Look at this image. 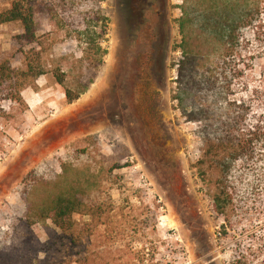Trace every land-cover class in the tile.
<instances>
[{
	"label": "rangeland",
	"instance_id": "rangeland-1",
	"mask_svg": "<svg viewBox=\"0 0 264 264\" xmlns=\"http://www.w3.org/2000/svg\"><path fill=\"white\" fill-rule=\"evenodd\" d=\"M239 3L259 7L264 21V0H38L48 73L22 92L24 103L0 101V264H38L45 255L35 251L48 242L57 244L54 261L76 264H234L257 250L263 260L264 164L228 161L207 182L209 164H199L206 123L243 96L234 97V63L228 83L214 87L203 82L205 62L178 72L181 21L189 49L216 62L222 28L234 39ZM21 33L19 25L0 27V64L25 67L14 41ZM240 35L251 40L252 31ZM91 39L107 52L98 67L85 60ZM59 70L74 94L86 90L71 105ZM87 137L94 139L80 143ZM56 182L81 186L95 206L73 216L77 245L35 216ZM219 186L232 201L224 215L213 211Z\"/></svg>",
	"mask_w": 264,
	"mask_h": 264
},
{
	"label": "trees",
	"instance_id": "trees-1",
	"mask_svg": "<svg viewBox=\"0 0 264 264\" xmlns=\"http://www.w3.org/2000/svg\"><path fill=\"white\" fill-rule=\"evenodd\" d=\"M37 4L38 0H13L6 5L0 4V27L7 25L21 27L22 33L15 36L14 41L21 46L19 53L23 55L25 64L24 68L17 69L12 68L9 61L0 64V101L4 99L24 103L22 92L48 73L42 59L41 37L38 36ZM258 8H249L244 3L234 4V39L229 40L225 32L226 25H223L225 28L221 29L218 40L223 50L216 62L212 61L213 57L210 55H202L189 49L190 40L185 34L187 18L180 23L183 36L181 45L183 60L179 64V76H183L189 67L196 70L200 63L205 62L203 82L211 87L219 82L226 84L228 83L226 66L229 61L234 63V97L243 93L241 98H234V102L226 103L225 115L214 120L215 122L206 123L204 153L199 162L202 166L209 164L208 170H204L201 174L204 182H207L210 173L213 174L219 170V164H227L228 161L234 164H264V66L261 67L259 78H253L256 63L264 61V21L259 19L262 14ZM245 29L252 31L251 40L240 35ZM103 37L105 34L100 36V38ZM88 46V51H90L86 54L85 60L93 67L101 66L107 52L95 39H91ZM54 77L57 83L64 87L69 105L78 101L86 92L83 90L74 94L66 86V74L61 70L55 72ZM187 92H183L184 96ZM180 100L182 104H185V98L180 97ZM233 106L234 108L231 109ZM208 119L212 121L211 118ZM215 127H218V135L212 138L209 130L213 131ZM93 139L87 137L80 143L91 142ZM64 172L68 171L65 169ZM224 188L221 189L219 186L212 194L213 211L219 215H224L232 202ZM53 189L57 192L50 194L45 207L37 208L35 216L40 221L52 220L64 237L73 245H77L80 238H75L74 229L76 227L72 221L73 216L76 214L90 216L95 206L85 198V190L82 191L81 186L69 183L68 186L63 187L60 182H56ZM26 202L29 210H33V203L28 199ZM56 246V243L48 242L36 250L35 254L45 255L38 264H76L66 259L54 261L52 255L56 251ZM253 254L254 259L240 255L234 264H264V258L262 260L259 257L260 254L262 255V250H257ZM37 256L39 257V254ZM77 264L86 263L77 262Z\"/></svg>",
	"mask_w": 264,
	"mask_h": 264
},
{
	"label": "crops",
	"instance_id": "crops-1",
	"mask_svg": "<svg viewBox=\"0 0 264 264\" xmlns=\"http://www.w3.org/2000/svg\"><path fill=\"white\" fill-rule=\"evenodd\" d=\"M49 146H50V145H49ZM49 146H48V147H49ZM53 146H54V144H52L49 148H51V147H53ZM42 153H43V151H42ZM42 153H41V154H42ZM43 154H44V153H43ZM38 156H39V151H38L37 153H35L33 156H31L30 158H31V160H32L33 162H37V163H38V162L41 161L40 159L38 160V158H37ZM44 157H45V156H44ZM44 157H43V158H44ZM43 158H42V159H43Z\"/></svg>",
	"mask_w": 264,
	"mask_h": 264
}]
</instances>
